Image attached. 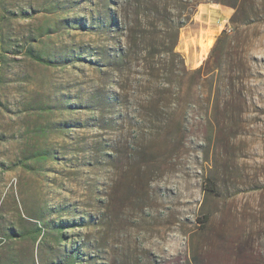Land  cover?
Instances as JSON below:
<instances>
[{
    "label": "rangeland",
    "instance_id": "1",
    "mask_svg": "<svg viewBox=\"0 0 264 264\" xmlns=\"http://www.w3.org/2000/svg\"><path fill=\"white\" fill-rule=\"evenodd\" d=\"M150 1L0 0V264H264V0L199 81Z\"/></svg>",
    "mask_w": 264,
    "mask_h": 264
},
{
    "label": "trees",
    "instance_id": "2",
    "mask_svg": "<svg viewBox=\"0 0 264 264\" xmlns=\"http://www.w3.org/2000/svg\"><path fill=\"white\" fill-rule=\"evenodd\" d=\"M151 5L149 11L155 14V19L159 23L156 27L155 24L151 23L154 26V30L152 34L156 35L159 39V43L162 44L163 49L162 53L173 61L175 57L180 59V64L182 65L181 72L184 73V76L192 75L195 81L206 79V77L212 72V68H219V64H215L217 60L221 59V52L225 49V43H227L228 39H230V35L227 33V29L223 30L222 34L217 38L215 45L213 46L208 58L204 61V63L195 68V69H188L185 65V58L184 56L176 50L180 32L183 26L192 18L195 12V4L192 6L191 10L187 13L179 12L178 14H171L168 12L170 9L167 8L166 2L164 3L162 0H151ZM227 3V2H223ZM232 7L236 8V12L233 14L231 21L235 23L238 8L236 4H229ZM139 23L134 28V32L138 35L139 31L137 28L142 27V22L138 21ZM160 28L156 30V28ZM142 33V36H145L146 30ZM137 41V39H135ZM222 46V47H221ZM220 51V53L218 52ZM217 58V59H216ZM216 59V61H215ZM215 64V65H214ZM213 65V66H212ZM190 81V80H189ZM194 82V80H193ZM198 83V82H197ZM205 188L210 194L218 195L217 189L215 187V182L211 177H207L205 179ZM209 221V216H203V224H206Z\"/></svg>",
    "mask_w": 264,
    "mask_h": 264
},
{
    "label": "crops",
    "instance_id": "3",
    "mask_svg": "<svg viewBox=\"0 0 264 264\" xmlns=\"http://www.w3.org/2000/svg\"><path fill=\"white\" fill-rule=\"evenodd\" d=\"M209 15L219 16L222 22L228 21L231 16V12L219 8H204ZM193 26H183L180 36V47L184 54L186 63L191 68H196L200 66L203 62L204 55L206 56V47L204 45L207 43L209 38V31L213 26L206 24L207 18L201 14V10L193 18ZM185 30V31H184ZM183 40V42H181Z\"/></svg>",
    "mask_w": 264,
    "mask_h": 264
}]
</instances>
